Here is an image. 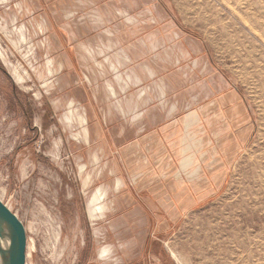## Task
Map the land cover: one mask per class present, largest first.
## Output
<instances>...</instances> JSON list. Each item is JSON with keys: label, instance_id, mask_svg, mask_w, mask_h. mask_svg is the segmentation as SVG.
<instances>
[{"label": "rangeland", "instance_id": "obj_1", "mask_svg": "<svg viewBox=\"0 0 264 264\" xmlns=\"http://www.w3.org/2000/svg\"><path fill=\"white\" fill-rule=\"evenodd\" d=\"M0 66L26 264H264V0H0Z\"/></svg>", "mask_w": 264, "mask_h": 264}, {"label": "water", "instance_id": "obj_2", "mask_svg": "<svg viewBox=\"0 0 264 264\" xmlns=\"http://www.w3.org/2000/svg\"><path fill=\"white\" fill-rule=\"evenodd\" d=\"M26 248L23 222L0 198V264H26Z\"/></svg>", "mask_w": 264, "mask_h": 264}, {"label": "crops", "instance_id": "obj_3", "mask_svg": "<svg viewBox=\"0 0 264 264\" xmlns=\"http://www.w3.org/2000/svg\"><path fill=\"white\" fill-rule=\"evenodd\" d=\"M110 89H111L112 91H114V86H113V85H111V86H110Z\"/></svg>", "mask_w": 264, "mask_h": 264}, {"label": "flooded vegetation", "instance_id": "obj_4", "mask_svg": "<svg viewBox=\"0 0 264 264\" xmlns=\"http://www.w3.org/2000/svg\"><path fill=\"white\" fill-rule=\"evenodd\" d=\"M1 67V66H0Z\"/></svg>", "mask_w": 264, "mask_h": 264}]
</instances>
